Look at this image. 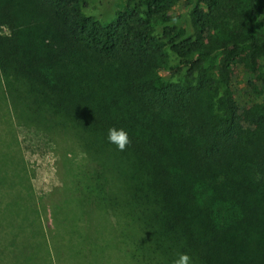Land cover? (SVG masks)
Returning <instances> with one entry per match:
<instances>
[{
    "label": "trees",
    "instance_id": "1",
    "mask_svg": "<svg viewBox=\"0 0 264 264\" xmlns=\"http://www.w3.org/2000/svg\"><path fill=\"white\" fill-rule=\"evenodd\" d=\"M122 1L0 0V154L17 173L0 182V264H264V95L240 106L231 84L244 67L264 87V0ZM40 148L56 157L43 193Z\"/></svg>",
    "mask_w": 264,
    "mask_h": 264
},
{
    "label": "rangeland",
    "instance_id": "2",
    "mask_svg": "<svg viewBox=\"0 0 264 264\" xmlns=\"http://www.w3.org/2000/svg\"><path fill=\"white\" fill-rule=\"evenodd\" d=\"M122 5H123V1L119 0L118 9H121ZM183 7H184L183 0L178 1L173 12H181L183 10ZM250 80L251 82L249 83ZM231 84L233 87L235 98L240 106H245L247 103H250L253 98L255 99V98H258L259 95L260 96L264 95L263 84L259 80L256 79V76H254L253 73H251L249 69H246L244 67L237 68L231 80ZM26 158L35 165L36 175L34 179L32 180V183H33L35 190L38 193L47 192L57 184V176H56L55 169L53 166L54 165L53 163L55 162L56 157L51 151L43 150L42 148H40L38 149V152L34 154L27 152ZM0 174L4 176V180L2 177H0V182L3 186L2 191H4V185L6 186L5 188L7 189L13 180V176L15 177L17 174L13 166L6 161V156L4 152L0 154ZM86 210L87 212L81 213L82 219L84 220L88 219L90 225L96 224L99 219L96 217L97 213L94 212L93 210H88V209ZM46 217H47V221L50 224H58V223H61V221H63L66 216H65V213L60 210L59 212L55 214L52 212L47 213ZM117 225L120 230L118 231V233L122 232L123 234H125L126 233L125 231L127 229L128 231L130 230V227L123 226L120 223H118ZM135 229L136 228L134 227L133 230ZM135 234L136 236H138V231L135 232ZM117 246L118 245L113 246L112 252L114 254H115V247ZM84 253L86 256L87 253L86 252ZM79 254L80 253H78V255ZM61 256L63 257V255ZM96 256H99V255H96ZM99 258L101 257L100 256L95 257L93 263L91 264L101 263L102 261ZM119 262L120 261H118V263ZM65 264H88V263L72 255L69 257L68 260H66L65 258ZM112 264H116V263L113 262ZM131 264H136V263L131 262Z\"/></svg>",
    "mask_w": 264,
    "mask_h": 264
},
{
    "label": "clouds",
    "instance_id": "3",
    "mask_svg": "<svg viewBox=\"0 0 264 264\" xmlns=\"http://www.w3.org/2000/svg\"><path fill=\"white\" fill-rule=\"evenodd\" d=\"M108 141L115 144L120 151H124L131 142L127 131L123 129L117 130L115 128L109 129ZM173 264H191V257L187 253H181L178 258L173 261Z\"/></svg>",
    "mask_w": 264,
    "mask_h": 264
}]
</instances>
